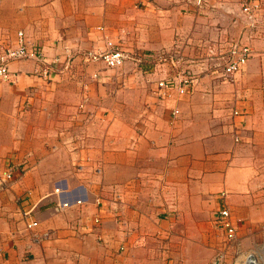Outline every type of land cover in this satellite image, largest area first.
<instances>
[{
	"label": "crops",
	"instance_id": "1",
	"mask_svg": "<svg viewBox=\"0 0 264 264\" xmlns=\"http://www.w3.org/2000/svg\"><path fill=\"white\" fill-rule=\"evenodd\" d=\"M241 3L209 0L197 10L189 0H0V53L22 38L61 60L49 80L34 59L12 60L0 81V174L18 166L0 185V264H165L168 253L208 249L202 222L219 208L234 223L264 219V36L230 79L203 70L213 61L206 40L234 28ZM191 35L192 44L179 45ZM108 41L126 50L179 46L190 60L170 65L169 77L205 58L194 92L159 87L168 76L158 68L106 72L83 62L81 52ZM64 58L72 60L62 70ZM67 195L85 201L55 209ZM27 208L39 236L48 232L39 242L21 221ZM98 213L93 229L86 216Z\"/></svg>",
	"mask_w": 264,
	"mask_h": 264
},
{
	"label": "rangeland",
	"instance_id": "2",
	"mask_svg": "<svg viewBox=\"0 0 264 264\" xmlns=\"http://www.w3.org/2000/svg\"><path fill=\"white\" fill-rule=\"evenodd\" d=\"M260 2H261V9H262V8H264V0H260ZM239 6L241 9V5H239ZM233 16H234V18L232 19V21L234 22V25H233L234 28L225 29L222 33L217 34V35H223V36L228 35V36H231L233 38H242L243 37V40H242L243 42H247V43L251 44V42L253 40L260 38V37L256 36V34H260V31H261V34H264V30H262V28H264V14H262V10L260 11L259 15L255 16L252 20H249V21L247 20L248 19L247 16L243 15L242 12L241 13L240 12L235 13ZM238 22L241 23V26L240 25L238 26V24H237ZM250 31H252V32L250 33ZM183 40H184L183 43H180L179 45L182 46L184 44H189V43L192 44L194 38L192 35L191 36H185V37H183ZM196 40L199 41V38ZM173 47L174 46L172 45L169 48H163V49H159V50L170 51V49L171 50L174 49ZM175 47H176V45H175ZM178 48H179V46H177L175 49L177 50ZM128 51L130 52V54L133 57H136V58H130V59L126 60L120 66L117 67L118 69H116L114 67H107L104 65L105 71L106 72L110 71V72L130 73V71L131 72L133 71L132 67H134L139 71L142 70L143 72H146V71L148 72V69L158 68L159 71L166 73V75L168 76V78H166V80L173 81L172 84L174 86L171 89H175L177 87L178 83L180 82V80L182 78V75H180V76L179 75H173V76L169 77V74H168V73L172 72V70L170 68L171 66L173 68H177V62H176V64H172L168 60H162V61H158V62L149 61V58L147 60V58L142 57L145 54V51H148V50H144V49H142V50L141 49H131ZM180 52L183 53V51H180ZM44 56H45V54H44ZM139 57H141V59H138ZM45 58H47V57L45 56ZM190 58H191V56H190ZM81 59H83L84 60L83 62H85V63H88V61H91V60H86L85 58H81ZM45 60L44 61H37L36 60V62L38 64L37 65L38 69H36L35 72H36V74H39L45 80H49L50 76L45 77L43 75L44 70H46L45 68L47 67V69L50 71L49 72L47 70L48 74H50V75L52 74L51 73L52 71L58 70V69L56 67H54L53 69L50 70V66H48L49 64H47V62H48L47 60H49V59L47 58V60L46 61ZM71 60H72V58L70 60L68 58H66V59L64 58L63 63L62 62L60 63L61 69L62 70L68 69L64 65H68L67 63H69V62L71 64ZM188 60H190V59L186 58L183 62H186ZM205 60H206L205 58H202L201 60H198V59L196 60V57L194 56L193 63H192V66L195 67V68H193L194 71L192 70L193 71L192 72L193 78L190 79L191 85H190V87H188V90L185 91L186 93H183V95L184 94H191L194 92L196 84H195V80H193V79H196L195 77L198 76L196 64H198V63L202 64L205 62ZM98 61L101 62V60H98ZM101 63H103V62H101ZM148 64L152 68L148 67ZM107 68H109V69H107ZM110 69H116V70H110ZM241 69H242V67H241ZM203 70L209 71L208 74L213 75L212 79H214L216 81H222V78H220L219 76H215L216 73L211 72L212 68H210V70H206V69H203ZM203 70H201V72H204ZM181 72H183V69ZM176 76L180 77V78L174 84V78H176ZM5 80H7V79H5ZM5 80H0V81H5ZM130 83L131 82H128V85L126 87H129V85L131 87ZM147 83H148V80H146V84ZM159 97L161 99V96H159ZM84 102L86 103L87 100L85 99ZM84 102H82L80 104V107L84 106V104H85ZM124 111H126L125 112L127 114L126 117H128L130 115L134 116V114H132V112H130L132 110L125 108ZM7 183H8L7 181H4L3 185H5ZM56 191L57 192L60 191L59 187L56 188ZM58 195H59V193H58ZM120 195L115 194V198L117 201L121 199ZM65 197L67 198V200H69L70 202H73L75 204H81L82 202L85 201V200H82V198H80L82 202L77 203L76 201H80L79 199L71 201V199L68 198V195ZM96 202H97V200H96ZM114 202H116V201L114 200ZM71 206H72V204H71ZM55 207H56V204L54 205V208ZM220 209H226L229 213V217H227L225 221H222L223 219L220 220V218L217 217V212ZM20 212H21V221H22L23 225L26 226L25 229L28 231L37 232V235H39L41 232L36 231V227L38 225V220L36 218H34L33 209L32 210H31V208L22 209V210H20ZM214 212L215 211L210 213V216L208 217V222H202V224H204V225L209 223L210 236L207 238V242L202 241V245H204L205 247H208V249H206L207 251L202 249L203 253L200 255H192L189 253V254L179 256L176 254L168 253V254L162 256V259L164 257L163 262L165 264H212L213 261H217L218 264H246V259H243L244 256L247 255L252 250H257V251H262L261 252V262H262V264H264V219H261L259 222L240 223V222L236 221L234 223V221H232V219H231L230 212L227 208L222 207V208L217 209L216 213H214ZM202 214H203V211H202ZM81 218H82L81 215H78L76 217V219H81ZM86 218H88V220L90 221V224L94 223L93 229H96L102 223L100 213L95 214V215H91L89 217L86 216ZM32 222H34L37 225L31 226L32 229L27 228L29 224L33 225ZM224 222H226V223L230 222L231 225L236 229L235 236L232 239H230L228 234H227L228 232H227V228H226ZM75 228H76L75 225H72L71 230L73 232H75V231L79 232ZM164 247L169 248L170 245H166ZM120 249L121 250L124 249L123 245H121Z\"/></svg>",
	"mask_w": 264,
	"mask_h": 264
},
{
	"label": "built area",
	"instance_id": "3",
	"mask_svg": "<svg viewBox=\"0 0 264 264\" xmlns=\"http://www.w3.org/2000/svg\"><path fill=\"white\" fill-rule=\"evenodd\" d=\"M209 0H189L190 3H192L197 10L204 9L205 6L208 4ZM241 12L243 15L247 16V20H252L255 16L260 14L261 9V2L260 0H242L241 3ZM252 31H250L251 33ZM256 34V33H255ZM20 32V36H21ZM256 36L260 37L264 36V34H256ZM242 38H233L228 35H218L215 38H209L206 40L208 42V45L205 47L206 49V57L211 58L213 61L210 63L212 68L211 72L216 73L215 76H219L222 78V80H226L230 77H232L233 74L238 72L241 67L248 61V59L252 55V49L251 44L247 42H243ZM177 47V46H176ZM175 46L174 49L170 51L168 50H153V51H145V54L142 56L144 58H149V61H162V60H168L172 64H177L180 62H183L184 54L180 52L181 50L178 48L177 50ZM180 50V51H179ZM81 55L85 57L86 60L91 61H98L101 60L103 64L107 67H118L123 62L130 58H136L133 57L130 52L126 49H124L122 46H119L118 44L108 41L107 48L103 50H86L84 52H81ZM34 59L35 61H44L45 58L44 54L36 49V47L29 48L26 45L25 40L23 41L22 38L19 40V44L14 47H7L0 53V80H5L9 76V63L12 60H18V59ZM198 58V56H196ZM66 59V58H65ZM69 60L71 58H68ZM138 59H141L139 57ZM45 60V61H46ZM48 66H50V70L56 67V64L60 61V58H53L51 60H47ZM68 64V63H67ZM54 66V67H53ZM65 67H68V65H64ZM44 70V76L49 77L50 74L47 72V67ZM49 71V70H48ZM50 72V71H49ZM192 69L189 68L185 70V72L182 74V78L180 82L177 85V91L180 94L186 93L185 91L188 90V87H190L191 82L190 79L193 78L192 76ZM180 76V75H179ZM180 77L174 78V84ZM195 80V79H193ZM173 81L171 80H160L158 82L159 87L169 90L174 85L172 84ZM177 112V110H174L173 115ZM18 170V166L14 164L8 165L6 170H4L0 174V185L3 184L4 181H10L13 180L16 176V171ZM24 170V169H23ZM21 171V168H20ZM80 201H76L77 203H81ZM97 202H100L99 199H97ZM72 202L67 200V198L60 199L59 197V203L56 204L55 209H59L62 207H67L71 205ZM24 215V214H23ZM217 217L223 219L222 221H225L227 217H229V213L226 209H220L217 212ZM33 225H28L27 228L32 229L31 226H35L34 222H32ZM226 228H227V234L230 239H232L235 236L236 229L231 225L230 222L226 223L224 222ZM31 227V228H30ZM48 235V232H44L41 236L32 234V238L34 241L40 240V237H45ZM38 236V237H37ZM261 252L257 250L250 251L247 255L244 256L243 259H246V264H262L261 262ZM212 264H218L217 261H213Z\"/></svg>",
	"mask_w": 264,
	"mask_h": 264
}]
</instances>
